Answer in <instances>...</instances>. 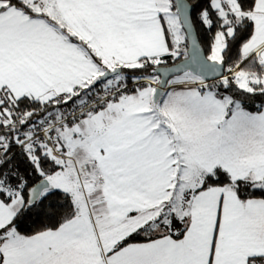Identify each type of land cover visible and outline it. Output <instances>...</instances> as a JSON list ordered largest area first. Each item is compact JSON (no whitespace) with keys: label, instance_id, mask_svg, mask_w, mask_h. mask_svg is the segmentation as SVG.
<instances>
[{"label":"snow or ice","instance_id":"6c2138e0","mask_svg":"<svg viewBox=\"0 0 264 264\" xmlns=\"http://www.w3.org/2000/svg\"><path fill=\"white\" fill-rule=\"evenodd\" d=\"M0 264H264V0H0Z\"/></svg>","mask_w":264,"mask_h":264}]
</instances>
